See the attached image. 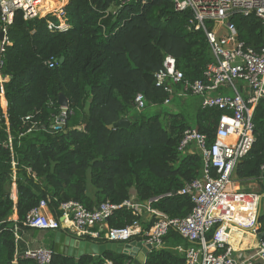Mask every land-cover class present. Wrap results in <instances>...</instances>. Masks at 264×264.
<instances>
[{
  "label": "trees",
  "instance_id": "1",
  "mask_svg": "<svg viewBox=\"0 0 264 264\" xmlns=\"http://www.w3.org/2000/svg\"><path fill=\"white\" fill-rule=\"evenodd\" d=\"M51 5L64 9L67 29L49 28V22L58 23L49 10L31 19L16 10L0 54V74L6 78L0 83L6 100L5 116L0 107V141L6 143L0 146V264L13 260V225H18L19 234L30 229L21 223L41 199L57 215L59 204L68 200L92 209L104 201L120 204L132 196L139 202L158 197L151 201L152 208L170 217H185L192 202L178 191L200 175L202 160L194 144L178 149L182 133L195 128L211 144L221 114L202 108L200 96L193 123L179 112H143L147 106L167 103L182 89V84L172 85L169 93L155 84L154 73L165 55L175 58L176 68L190 82L202 78L213 61L204 31L187 28L190 10L177 11L169 0H136L121 6L116 0H45L47 9ZM230 20L239 39L254 49L261 47L264 33L258 17L233 14ZM205 25L210 28L212 23ZM60 92L68 99V112L64 125L55 129ZM137 93L145 97L143 109L134 107ZM122 117L128 118L127 127H107ZM252 120L254 140L235 165L232 181H256L264 192V99L253 106ZM12 182L16 202L10 195ZM14 210L16 222L9 219ZM135 220L146 229L151 224L126 206L107 222L122 227ZM258 223L263 232L264 211ZM54 231L45 230L41 246L52 249ZM20 241L18 251L25 250ZM187 245L169 229L162 245L151 249L143 263H135L128 254L105 251L79 258L53 253L50 264H107L106 260L185 264L176 247ZM18 263L37 264L27 258Z\"/></svg>",
  "mask_w": 264,
  "mask_h": 264
},
{
  "label": "built area",
  "instance_id": "2",
  "mask_svg": "<svg viewBox=\"0 0 264 264\" xmlns=\"http://www.w3.org/2000/svg\"><path fill=\"white\" fill-rule=\"evenodd\" d=\"M116 1L121 6L136 0ZM169 1L177 11H191L187 28L204 31L213 61L207 65L202 78L190 82L176 68L175 58L167 54L162 67L154 73L155 84L169 93L173 92L172 85L182 84L178 95L188 91L201 97L202 108L221 111L211 144L207 143L206 134L195 128L184 129L179 142V150L194 144L202 160L200 175L185 183L178 191L190 198L191 210L183 218L170 217L150 206L151 201L158 197L139 202L132 196L120 204L104 201L92 209L78 201L68 200L59 204L58 214L55 215L47 202L41 199L28 211L21 224L37 230L61 229L78 239L98 243H130L135 240L143 244H155L154 248L160 247L163 237L169 229H173L188 243L186 247L177 246L184 254L185 264H264L262 239L251 252L243 255L238 254L243 250H235L230 243L236 232H250L255 236L260 232V196L252 192H239L232 189L231 184L235 165L247 155L254 140L253 106L258 100L264 99V41L259 49L248 46L239 39L238 30L230 18L233 14H254L261 20L264 33V0ZM42 3L43 0H0V31L4 35L2 44L7 40V27L12 23L15 11L20 10L24 19L40 17L44 13ZM48 10L54 13L58 21L57 24L49 22L50 29L68 28L63 8L52 7ZM110 11L114 12V9ZM206 21L212 23L210 28L206 27ZM2 50L3 45L0 54ZM53 64L54 61H48L49 67ZM145 103L142 93L134 96L136 109H143ZM60 109V113L54 117L52 127L55 129L64 125L68 112L67 106H60ZM5 145L4 141H0V146ZM239 197L241 199H236ZM245 197H250L249 201L255 199L254 210L249 213L243 201ZM122 206L132 209L135 215H143L144 219L151 221L150 226L146 229L138 220L122 227L109 226L107 220ZM12 221L16 222L17 219ZM12 231L16 249L11 264L18 263L19 258L32 259L37 264H50L53 254L51 248L37 245L20 252L17 244L21 238L16 223ZM106 263L112 264L110 260H106Z\"/></svg>",
  "mask_w": 264,
  "mask_h": 264
},
{
  "label": "water",
  "instance_id": "3",
  "mask_svg": "<svg viewBox=\"0 0 264 264\" xmlns=\"http://www.w3.org/2000/svg\"><path fill=\"white\" fill-rule=\"evenodd\" d=\"M3 32H0V49L2 47ZM62 58L60 59V62ZM57 103L61 107H66L68 105V99L64 93L60 92L57 96ZM129 120L126 117H122L111 125H108V128L112 127H127ZM44 128V126H40ZM262 177H264V170L262 172ZM261 207L259 208V212ZM62 217H60L61 219ZM258 239L264 237V231L257 234ZM52 251L60 255H65L68 257L79 258L82 255L91 254V255H102L105 251H113L115 253L128 254L135 257V263H143L146 254L155 247V244H143L142 241H130V243H121V242H95L85 239H78L73 235L57 229L54 231V236L52 240ZM23 254V253H21ZM19 264V263H12Z\"/></svg>",
  "mask_w": 264,
  "mask_h": 264
},
{
  "label": "crops",
  "instance_id": "4",
  "mask_svg": "<svg viewBox=\"0 0 264 264\" xmlns=\"http://www.w3.org/2000/svg\"><path fill=\"white\" fill-rule=\"evenodd\" d=\"M55 5H51L50 7H55ZM44 10H48L47 7L44 8ZM42 11H43V9H42ZM0 80L6 81L5 78H2L1 74H0ZM0 107L2 109L3 114H6V100L4 98L3 92L0 93ZM13 179H15V176H13ZM233 183L234 182L232 181L231 185H234ZM237 183H239V182H237ZM242 186L250 187V191L249 190H243ZM231 188H232V186H231ZM234 188H235V190H237L239 192H252V193L258 194L260 196L259 208L261 207V199L264 198V192L260 191L261 187H260V184L258 182L253 181V180L247 181V182H242L240 188H239V185H237V184L232 189H234ZM10 193H11L10 195H11L12 200L14 202H16V184H15V182H12ZM10 218L12 220L17 219V214H16L15 210H14V213L12 214V216ZM44 233H45V230L23 229L20 233V238H21L20 243H22V245H21L22 249L27 248V247H34V246L40 245V243H41L40 241L43 238ZM258 242H259V239L257 236H255V234H252L250 232H242V231L234 233V235L230 239V243L235 248V250L241 249L244 251V252L238 253L240 255L247 254V253L251 252V249L256 247ZM243 243H244V246H242ZM182 247H184V246H182ZM22 251H24V250H22ZM22 251H20V252H22Z\"/></svg>",
  "mask_w": 264,
  "mask_h": 264
},
{
  "label": "rangeland",
  "instance_id": "5",
  "mask_svg": "<svg viewBox=\"0 0 264 264\" xmlns=\"http://www.w3.org/2000/svg\"><path fill=\"white\" fill-rule=\"evenodd\" d=\"M44 4H45V0H43L42 3L43 6L42 12L46 11V10L44 11V8H46ZM198 101H199V96L196 95L180 94V96H177V94H175V95H171L167 103L158 104L155 106H147L144 108L143 112L148 115L156 111H160L162 115L165 113L179 112L182 113L190 123H193L195 106H196L195 103H197ZM233 184L234 185H232V188L235 187L236 184L239 185V188L241 187V183H237L234 181ZM242 189L250 191V187L247 186H242ZM261 211H264V198L261 199Z\"/></svg>",
  "mask_w": 264,
  "mask_h": 264
},
{
  "label": "bare ground",
  "instance_id": "6",
  "mask_svg": "<svg viewBox=\"0 0 264 264\" xmlns=\"http://www.w3.org/2000/svg\"><path fill=\"white\" fill-rule=\"evenodd\" d=\"M248 198H250V197H245V199L243 200L244 203H246V212L247 213L253 211L254 210V206H255V199L249 201ZM236 199H241V197L236 198ZM242 246H244V243L242 244Z\"/></svg>",
  "mask_w": 264,
  "mask_h": 264
}]
</instances>
